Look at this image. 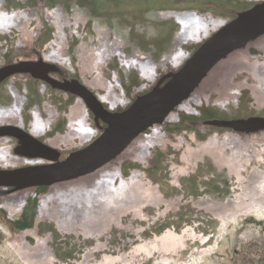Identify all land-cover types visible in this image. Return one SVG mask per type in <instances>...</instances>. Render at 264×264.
<instances>
[{
  "label": "rangeland",
  "instance_id": "rangeland-1",
  "mask_svg": "<svg viewBox=\"0 0 264 264\" xmlns=\"http://www.w3.org/2000/svg\"><path fill=\"white\" fill-rule=\"evenodd\" d=\"M262 1L264 0H25L24 2L0 0L1 7L5 8L7 13L11 14L20 10L34 19L26 30L29 33L26 45L31 46L30 51L27 49L20 51L22 46L16 39L19 32L16 31V35L10 33L0 35V69L23 63L20 59L24 53L32 55L35 58L34 62H41L44 52L53 54L54 57H59V54L62 53L63 55L60 54V56L65 59L67 66L64 67L60 63H47L52 68L49 74L58 80L76 78L96 93L98 98L108 95L109 99L110 96V102H101L105 109L112 112L120 111L128 105H132L141 94L150 92L153 88L162 87L170 75L180 69L184 61L204 40L238 14ZM53 10L57 13L60 12L59 15H61L58 18L62 29L59 30L57 40H54L56 28L47 18V14ZM169 11L190 12L195 19H199H196V22L198 21V24L200 23L199 25L204 28L198 34L199 43L191 45V41L183 42L179 52H185L188 56L176 70L170 62L164 63L163 58L175 32L180 29L174 19H162L161 15L167 14ZM76 13H80L83 18L87 19L86 23L81 18L83 24L80 25L79 31L76 29L77 24L74 25ZM196 22L194 25H198ZM212 22H223V25L212 30ZM63 24L69 25L68 30L67 28L63 29ZM98 27L106 32L102 34L105 42L103 46L100 43H89V41L99 38L95 32ZM198 28L196 29L198 30ZM81 35H84L85 39H81ZM30 38L31 41H29ZM184 39L186 38L184 37ZM53 40L57 42V45H54L52 50L45 49V46ZM106 44H112L116 48L120 47L119 51L121 49L120 52H123V59H128L135 53L146 55L149 64L142 61L139 62V65L145 67L143 69H146V73L151 72L149 68H154L151 78L145 79L133 69L125 70L120 66L119 58H115L111 64H106L110 60L109 56L106 51H99L100 48L106 50ZM79 45L85 46V56L81 57L77 52ZM23 47L26 48L25 45ZM234 50H238V48ZM96 52H100V54L96 55ZM246 52L243 51V54ZM230 54L220 60V64H223L220 69H210L204 78L208 85V92H195L192 101L184 105L186 106L184 110L174 108L172 112L168 113L169 118L164 117L161 122L157 123L158 129L154 130L150 127L137 135L126 146L128 150L126 147L122 150L124 152L126 150V155H123L121 151L117 155L118 157H114L103 165L106 172L118 176L110 179L109 187L117 188L118 184L123 181L127 184L125 188L128 191H125L129 195L125 196L126 193H123L124 196L118 197V199L114 196L110 202L108 199L106 201L108 207L99 204L94 206L95 208L92 206L93 208L90 207L89 211L87 210L88 215H86V209L85 213L80 210L83 209L81 207L77 210L80 211L81 217L77 215L78 212L74 214V217L76 216L74 225H76L70 226L72 228L69 231V226L67 227L64 223H55L48 216L42 221L36 220L39 205L48 206L50 195L54 193H49L50 186L57 183L22 189L0 186V264H115L111 261L116 258L121 264H143L154 251L170 247V251L174 250L173 252H175V246H179L182 252L175 253L176 255L170 256V258H159L158 261L152 259L145 264H264V205L256 207L253 204H248V201L244 199L250 195L247 192L250 185H246V182L250 180L248 172L241 171L238 175L237 173L232 175L226 169L218 172V169H213L203 161L199 163V166H196V163L189 168L186 165L180 166L179 161H181L183 150L177 151L173 146L178 138L183 140L181 139L183 136L186 141L193 140L191 145L196 147L211 136L226 133L224 129L215 131L216 128H212L211 124L235 119L245 120L252 117V119L264 121V108L256 109V104L248 90L241 91L238 98L233 101L234 103H231L229 99H221V96L227 93L229 83L235 84L240 81L236 76L230 80L227 79L229 61L224 62ZM162 63L163 65H161ZM82 64L83 68H87L83 69ZM82 69L83 71L92 69L94 75L82 74L83 78L80 75ZM95 77L96 81L98 80L97 83L101 81V84L107 85V90H95L90 85L93 82L92 78L95 81ZM9 89L17 90L21 94L20 98L22 96L23 106L18 113L16 124L18 123V126L25 130L31 132V126L34 125L33 120L35 119H33V115L36 114L39 123H43L42 126L40 124L38 133H40L39 135L45 133L43 121L49 122V124L51 121L45 117V114L43 120L40 111H43L47 104L57 115L53 131L48 136L54 134L62 136L67 127L65 124L69 122L67 121L70 114L69 109L74 108L77 104L75 108H80L79 110L85 116L82 117L81 124L76 125L72 134L77 137V134L84 132L83 137L88 139L87 143H89L101 132L99 130V126L102 127L101 120L96 119L83 101L75 95L53 89L45 81H37L25 72H18L6 77L3 84L0 85V106L6 107L12 104L13 99L10 94L14 91H10L9 94ZM114 98H117L119 102L112 101ZM38 119L34 122H38ZM50 128L49 126L48 129ZM261 129L264 127L259 131ZM253 132H250L249 139H257V141L248 147L243 145L244 150L239 147L242 154L235 164L237 169H240V167L243 168L241 164L251 162L252 164L249 165V167L252 166L251 169L254 168L257 172H262L264 170V131ZM234 133L245 135L239 131ZM37 138L44 142L49 139V137L40 136ZM153 142L154 144H152ZM157 142L159 145L155 144ZM87 143L80 146L55 148L59 152V160L69 156L71 151L84 147ZM18 145V140L12 136L1 137L0 160L6 158L9 153L11 156H18L16 154ZM191 145H187L186 148L193 150ZM133 156H138L140 162L135 161ZM147 157L151 158L148 160ZM239 159L241 160L239 161ZM143 161H146V164ZM24 165L26 164L5 166L0 169H11ZM174 168L177 170L183 168L186 175L175 179L171 175ZM132 173H135V177L131 176ZM127 179H129V184ZM251 179L254 181L257 178ZM243 181L246 182L243 183ZM236 182L237 184H235ZM237 186L242 188L244 193L249 194L239 195L241 192L235 190ZM129 189H133L134 193H129ZM57 190L59 189L56 188V192H58ZM98 192H101V189ZM257 194L255 193V195ZM135 195L139 198H134ZM146 196L147 198H145ZM154 198L160 199L158 206L152 205L145 208L146 204L152 202ZM200 199L209 200V205L201 203L200 207L196 204ZM137 200L142 202L139 203ZM124 201H126L125 205ZM111 203H120L118 206L120 209L111 210L109 208L112 207L110 205H113ZM227 205L228 207H226ZM131 206L140 208L139 216H133L135 213H131ZM94 209L97 210V213ZM120 211L123 213L120 214ZM115 215L117 216L115 217ZM140 217L141 219H139ZM106 218L108 221H105ZM76 220L81 221V224ZM99 220L102 221L101 225L104 227L100 231L101 237L85 239V235L81 232L90 235L92 227ZM77 226L79 231L75 230ZM80 228L88 230L82 231ZM165 231L168 232V237L166 236L165 240H157ZM183 231L184 233H182ZM172 243H174V247ZM94 246L102 250L94 253L92 250ZM121 257L123 259L119 260Z\"/></svg>",
  "mask_w": 264,
  "mask_h": 264
},
{
  "label": "bare ground",
  "instance_id": "bare-ground-1",
  "mask_svg": "<svg viewBox=\"0 0 264 264\" xmlns=\"http://www.w3.org/2000/svg\"><path fill=\"white\" fill-rule=\"evenodd\" d=\"M19 1L24 2L25 0H19ZM24 13H26V12L17 10V11H14L13 13L9 14V13L6 12V9L2 8L1 5H0V35H2V34L6 35L7 33L15 34L16 31L19 32L17 35L16 34L15 35L17 36L16 39L18 41V44L22 46L20 51L24 50V49H27V51H30L31 46L30 45H26L27 44L26 43L27 36L29 35L28 31H26V30L28 28V25L33 23L34 19H33V17H30L29 15L27 16V14L25 15ZM59 13L60 12L57 13L55 10H53L52 12H49L47 14V18L51 22V25L56 28L55 35H54V38H55L54 40L58 39L59 30L62 29V28H60L62 26H61V24L59 22V18H58V17L61 16V15H59ZM161 17H162V19H165V18L174 19L176 21V23L180 26V29L175 32V34H174V36L172 38V42L170 43L169 48L165 52L164 57H163L164 60H165L164 63H169L170 62L173 65V67H175L174 70H176V68L178 66H180L182 64V62L185 60V58H187V56H188V54L185 53V52L184 53L183 52H179L180 48L182 47L183 42L191 41L190 42L191 45L199 43L200 40H198L199 39L198 34H199V32L201 30H204V28H203V26L201 27L199 25L200 23L198 24V21L196 22L197 18L195 19L194 15L192 13H190V12H186V11H184V12H182V11H179V12L178 11H169V13L161 15ZM81 18L83 19V22L87 23V19L83 18V15H81L80 13H76V17H75L76 23L74 25L77 24L76 25V29L78 31H79V29L81 27L80 25L83 24ZM197 20H199V19H197ZM195 22L198 25H194ZM212 23H213L212 30H215L216 28H218L221 25H223V22H212ZM67 27H69V25L66 26V25L63 24V29H66ZM196 28H198V30ZM194 29H196V30H194ZM32 30H33V28H32ZM67 30H68V28H67ZM95 32L97 34V37H99V38L95 39V40H92L91 42L89 41V43L90 44L91 43H94V44H96V43L99 44L100 43L101 46H103L104 45L103 43H105V42H104V40L102 38V34H104L106 32L104 30L100 29L99 27L95 29ZM31 34H33V33H31ZM184 37L186 39H184ZM80 38L81 39H85V36L81 35ZM54 40L51 41L50 43H48L45 46V49H51L54 45H57L56 44L57 42H55ZM29 41H31V38H30ZM116 43H119V42L116 41ZM112 44H114V42ZM112 44L111 45L106 44V46H105L106 50H104L103 48H100L101 50H99V51L103 50V52L106 51L107 55L109 56L110 60L106 64H109V63L111 64L112 61L115 58H119L120 66L124 67L125 70H132L133 69V70H136L139 74H141L143 78H145V79H150L151 78V76L153 75L152 74V70L154 68L153 67H151V69L149 68V70L151 72H147L146 73V71H145L146 69H143L144 66L142 67L141 65H139V62L141 63L142 61L149 64L148 57L146 55L144 56V55L135 53L130 58L123 59V52H120L121 49L119 51L120 47L116 48ZM23 45H25L26 48H24ZM61 46L64 47L63 45H61ZM56 47L58 48V46H56ZM174 47H176V48L174 49ZM240 47H241V49H239V47H237L238 50H234V51L232 50L230 52L231 54L228 53L230 55L227 57L226 61L224 62V63H226V62L229 61V63H228V65H229V74L227 76V79L230 80L232 77L236 76V78L238 80H240V81L238 83H235V84L234 83L233 84L229 83L228 86H227V93H224V95L221 96V99H229V101H231V103H232L235 99L238 98V96H239L241 91L248 90L250 95H251V97L254 100V103L256 104V109L262 110V108H264V33H262V34H260V35H258L256 37L250 39L246 44H244L243 46H240ZM237 48H235V49H237ZM243 51H247V52L245 54H243ZM77 52L80 53L81 57L83 55L85 56V53H86L85 46L79 45L77 47ZM93 52L95 53V50ZM60 54H62V53H60ZM60 54H59V57H54L53 54L50 55L47 52H44L42 54L43 57L41 59L42 60L41 62L46 63V64L47 63H49V64L60 63V64H62L65 67V66H67V62L65 61V59H63V57L60 56ZM97 54H100V52L99 53L96 52V55ZM52 57H54V58H52ZM224 58H226V57H224ZM224 58H222V59H224ZM20 60L23 61V62H34L35 58L32 57V55H27V54L24 53V56ZM128 60H129V62H128ZM220 60L212 67L213 69L214 68L217 69V70L220 69V67L223 65V64L222 65L220 64ZM127 63H129V64H127ZM161 65H163V63ZM82 68H83V64H82ZM85 68H87V67H85ZM85 68H83V69H85ZM83 69L81 70V74L79 73L81 76H82V74L83 75H89V76L94 75V71L92 69H89L87 71H85V70L83 71ZM226 69H227V67H226ZM51 70H52V68L49 67L47 75L52 77V75L49 74V71H51ZM209 71H208V73H209ZM26 73L29 74L31 77H33L30 72H26ZM37 73H39V72H37ZM206 75H205V77H206ZM33 78H35V77H33ZM204 78L201 80V82L198 84V86L193 90V92H191L186 99H184L182 102H180L174 108L184 110L185 107H186L184 105H186L187 103H190L192 101V96H193V94H195V92H203V93L208 92V90H207L208 89V85H206L207 83L204 80ZM36 79L42 80L40 78H36ZM42 81H44V80H42ZM92 81L93 82L90 85L93 86V88L95 90L96 89H101V90H104V91L107 90V85L106 84H101V81L97 83L98 80L96 81V77H95V81H94L93 78H92ZM42 88H41V90H42ZM108 88H109V86H108ZM12 90L13 89H9L8 90L9 94H10V91H12ZM13 91H14V93H11L12 95L10 94L11 98L13 99L12 104H10V105H8L6 107L5 106H0V115H1L0 116V121H1L0 125L1 124H14L15 125L16 122H18L17 117H18V113L20 112V110H22V106H23L22 102L23 101L21 100L22 96L20 98L21 94H19V92L17 90H15V89ZM117 98H114V100L112 99V101L119 102V101H117ZM98 99L102 103H104V102L108 103V102H110L111 98L109 96V99H108V95H104L103 97L98 98ZM75 105H76L75 107H77V104H75ZM75 107L74 108L71 107V109H69L70 110V114H69V116L67 118V121H69V122L67 123V127H66V130H65V133L62 136H57L55 134L51 135V136H48L53 131V125L57 121V115H55V113L48 107L47 104H45V107H44L43 111H40V114H41L43 120H44L43 115L45 114V117H47V119H49L51 121L52 125H51V123L49 124V122L46 123L45 121H43L44 124H45L44 125L45 126V133L43 135H39L40 133H38V130L43 125V123L42 124L39 123V119L37 118L38 116L36 117V114H34L33 115V119L34 118H35L34 120L38 119V122L37 121L34 122V120L32 119L33 123H34V125H33V123H32V125L34 127L31 126L30 134L33 135L34 137H38V136H40V137H49V139L45 140V142L49 146H51L53 148H60L61 146H65V147H71L72 146L73 147V146L84 145L85 143H87L89 141L88 139H85L83 137L84 136V132H81L80 134H77V131H76L77 137H75L72 134L75 131L76 125L79 126L81 124L82 117L85 116V115L82 114V111L79 110L80 108H75ZM170 112H172V111H170ZM32 113H34V111ZM165 117H168V114ZM252 118L245 119V120H242V119L236 120L235 119V120H231V121L221 122V123H218V124H211L212 128L213 127H214V129L216 128L215 131H218L219 129H224V130H226V133H223V134H220V135L211 136L209 139L203 141V143H200L196 147H194V146L192 147V145H191L193 140L186 141L184 136H183V138H181L183 140H180L178 138L177 141L174 142L173 146L175 147V150H177V151L181 152V149L183 150L182 151L183 154L181 156V161H179L180 162V166L184 167L186 165L189 168L194 163H196V166H199V163L203 161V163L208 164L209 166H212L213 169H218L217 170L218 172L220 170H222V169L228 170L232 175L236 174V173L238 175V173H241V171L248 172V175H249L248 177L250 178V180H248V182L243 181V183L246 182L247 183L246 185H248V186L250 185L249 189H247L248 190L247 192H249L250 195L246 196V198H244V199H245V201H248V204H253L256 207H259L262 204L264 205V170L262 172H257L254 168L251 169L252 166L249 167V165L252 164L251 162H249V164L248 163L247 164H241V166L243 168L240 167V169H237V165L235 164V161L242 154V151H241V149L239 147H242L243 150H244V146L243 145L248 147V146L252 145V143L254 144L257 141V139H255V140H250L249 139L250 132H253V131H255V132L264 131V129H261L259 131L260 128L264 127V121L256 119V118L255 119H252ZM40 124H41V126H40ZM16 125H18V123ZM49 126L51 127L50 129H48ZM151 127L154 130L158 129V124L155 123ZM236 131L242 132L245 135L241 136L239 134L234 133ZM78 133H79V131H78ZM253 134H254V132H253ZM78 135H79V137H78ZM158 142L155 143V144H158ZM152 144H154V142ZM187 145H191L193 150H189L190 148L187 149L186 148ZM127 150H128V148H127ZM122 152H123V155H126V150H125V152L124 151H122ZM236 153L238 154L237 156H236ZM16 154L18 156H11L10 153H9L8 156H6V158L1 159L0 160V167L12 166V165H18V164H30V165H33V164H38V163L39 164L49 163V161H47L46 159L33 158L31 156H26L23 153H20V151H18V150H16ZM7 157H9V158H7ZM23 157H25V158H23ZM134 157H135V161H139L138 160V156L137 157L133 156V158ZM149 158H151V157H149ZM149 158H148V160H149ZM70 159H76V158L68 157L67 161H69ZM240 160L241 159H239V161ZM146 161H143V163L146 164ZM258 162L261 163L262 161H258ZM106 171L107 170L103 166H101L100 168H98V169L94 170L93 172L88 173L86 175H83V176H80V177H77V178H73V179H70V180H66V181H63V182L61 181L59 183L57 182V184L51 185L50 189H49V193H53V192L54 193H53V195H50L51 197H50V201H49L47 207L39 205V210L37 212V219L36 220L37 221H42V220H44L43 218L48 216V218H50L51 221H54L55 223H64V224L67 225V227L69 226V228H68V231H69L70 228H72V227H74L76 225V224L74 225V223H75L74 219H76L75 218L76 216L74 217V214L78 212L77 215L79 216L80 215L79 214L80 211H77V210L80 209L81 207L83 209H80V210H82L85 213V209H86V211L87 210L89 211L90 207H92V206L94 207V206H96L98 204L107 206V202L106 201L109 199V202H110L111 198H113L114 196H116L114 198H117V199H118V197H120V198L123 197L124 196L123 193L125 194L126 193L125 190H127L125 188L127 184H125L123 181L120 180L121 182L118 184L117 188L114 187V189H111L109 187V185L111 183L110 179L117 178L118 176H116L113 173L106 172ZM134 174L135 173H132L131 176L135 177ZM171 175L175 179H179L180 176L186 175V172L183 170V168L182 169L180 168L178 170L176 168H174V169H172V174ZM132 177H130V179H132ZM261 177H263V178L260 179ZM251 178H254V179L257 178V179H255L253 181V179H251ZM126 181L128 183L129 179H127ZM237 182H238V185L240 186L239 180ZM237 182L235 184H237ZM239 186L235 187V190H237V192H241V193H239V195H244L246 192L244 193L242 188H240ZM244 187H246V186L244 185ZM56 188L59 189V190H57L58 192H56ZM100 189H101V192H98ZM138 189H140V188H138ZM129 190H130L129 193L130 192L132 194L134 193L133 189H129ZM240 190H242V191H240ZM249 193H246V194H249ZM255 193H258V194L255 195ZM145 194L146 193H144V195ZM126 195H129V194L126 193L125 196ZM136 195L134 196V198L138 197V196L136 197ZM131 196H133V195H131ZM243 197H242V199H243ZM134 198L132 197V199H134ZM145 198H147V196ZM150 199L152 200V198H150ZM141 200H140V202L143 201V200L142 201ZM159 200L160 199H157V198L155 199L154 198L152 202H149V203L146 204L145 208L151 207L152 205L153 206H155V205L158 206ZM135 201H136V199H135ZM125 202L126 201L123 202L124 205H125ZM209 202H210L209 200L200 199V200H198V202H196V204H198L200 206L201 203H204V204L207 203L208 204ZM129 203H128V205H129ZM161 203H162V201H161ZM111 204H113V203H111ZM130 205H131V203H130ZM130 205H129V207H130ZM229 205H230V203H229ZM110 206H112V207H109V208H111V210L114 209V208L115 209L116 208L120 209L118 207V206H120V203H114L113 205H110ZM122 207L123 206H121V208ZM137 207L134 208V207L131 206V209H130L131 213L132 212L135 213V214L132 213L133 216H135V217L137 215L139 216L138 213H139V209L140 208L138 207V210H137L136 209ZM226 207H228V205ZM233 209H235V208H233ZM94 210H96V209H94ZM88 211H87L86 215H88ZM93 213H92V215H93ZM95 213H97V210H96ZM116 213H117V211H116ZM122 213L123 212H121L120 214H122ZM40 215H41V217H40ZM128 215H129V213H128ZM116 216L117 215H115V217ZM80 217H81V215H80ZM120 217H121V215H120ZM106 219H105V221H108V219L107 220ZM139 219H141V217ZM76 222H79V221L76 220ZM103 223H105V222H103ZM112 223H113V220H112ZM79 224H81V221L79 222ZM89 224L91 225V223H89ZM101 224H102V221L99 220V222L92 227L90 235L89 234H85L84 232H81L83 235H85L84 238L85 239H94V238L96 239L98 237L100 238L101 237L100 236V234H101L100 231H102L103 228H104V227H102L103 225H101ZM56 225H59V224H56ZM70 226H72V227H70ZM78 226L75 228L76 231H79ZM88 227H89V225H88ZM65 229H67V228H65ZM80 229L82 230V228H80ZM85 229H87V228H85ZM85 229H83V230H85ZM182 233H184V231ZM79 234H80V232H79ZM167 234H168V232L165 231V233H162L157 238V240L164 239L167 236ZM172 244H173V247H174V243H172ZM98 246H99V244H98ZM98 248L94 246L93 249H92L93 252L96 253V252H100L102 250V249L99 250ZM175 249H176L175 252H173L174 250L170 251V247L154 251L152 253V256L148 257L144 261L143 264L149 263L152 259H155V260L158 261L159 258H161V259L166 258V257L170 258V256L173 257L174 255L178 254V252L179 253L182 252V250H180L179 246H175ZM85 258L87 259V257H85ZM119 258H120V256H119ZM122 259L123 258L121 257V259H119V260H122ZM111 262H113L115 264H121V262H119L117 260V258L113 259Z\"/></svg>",
  "mask_w": 264,
  "mask_h": 264
},
{
  "label": "water",
  "instance_id": "water-1",
  "mask_svg": "<svg viewBox=\"0 0 264 264\" xmlns=\"http://www.w3.org/2000/svg\"><path fill=\"white\" fill-rule=\"evenodd\" d=\"M262 33L264 1L220 27L198 46L162 87L153 88L144 97H138L122 114H111L102 106L96 93L84 83L78 80L61 82L47 75L49 65L46 63L23 62L1 68L0 82L14 73L30 72L33 77L46 81L53 89L75 95L83 101L96 119L108 125V129L94 144L70 154L65 160L58 161L59 152L55 148L37 140L18 125L1 124L0 137L16 138L19 142L17 150L20 153L46 159L49 163L0 169V186L16 189L48 186L100 168L116 157L137 135L161 122L176 105L188 97L220 59ZM68 157L76 159L67 161Z\"/></svg>",
  "mask_w": 264,
  "mask_h": 264
},
{
  "label": "flooded vegetation",
  "instance_id": "flooded-vegetation-1",
  "mask_svg": "<svg viewBox=\"0 0 264 264\" xmlns=\"http://www.w3.org/2000/svg\"><path fill=\"white\" fill-rule=\"evenodd\" d=\"M35 80H39V79H36V78H34ZM170 79V78H169ZM168 79V80H169ZM58 80V79H57ZM74 80H77L76 78H70V79H67V80H59V81H61V82H72V81H74ZM3 82H4V80H2L1 82H0V85L1 84H3ZM68 93V92H67ZM148 93V92H147ZM147 93H144V94H141L139 97H144V95H146ZM70 94V93H69ZM70 95H72V94H70ZM74 96V95H73ZM76 97V96H75ZM130 106L131 105H128V106H126L125 108H123L122 110H120V111H114V112H112V111H109V109H107L111 114H122V113H124V112H126L129 108H130ZM102 122V121H101ZM29 124V123H28ZM151 127V126H150ZM150 127H148L146 130H148ZM106 129H108V125L106 124V123H103L102 122V127L101 126H99V130L101 131L100 133H99V135L95 138V139H93L92 141H90L89 143H87L84 147H82V148H79V149H75L74 151H71L70 153H69V155L70 154H72V153H74V152H76V151H79V150H82V149H84V148H87V147H89L92 143L94 144L95 142H97L98 140H99V138L101 137V135H102V133H104V131L106 130ZM24 130H25V128H24ZM99 130H98V132H99ZM145 130V131H146ZM26 132H28V133H30V131L29 130H25ZM143 133V132H142ZM1 138V137H0ZM34 138H36L37 140H40V141H42V139H39V138H37V137H34ZM29 147V146H28ZM31 153H33V152H31ZM25 155V154H24ZM26 156H28V155H26ZM59 157V156H58ZM67 157V156H66ZM65 157V158H66ZM38 158V157H37ZM64 158V159H65ZM64 159H62V160H64ZM62 160H59V158H58V161H62ZM39 164V163H38ZM38 164H33V165H38ZM25 166H29V164H26V165H24V166H19V167H14V168H11V169H16V168H21V167H25ZM5 170H8V169H5Z\"/></svg>",
  "mask_w": 264,
  "mask_h": 264
}]
</instances>
